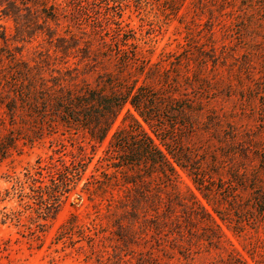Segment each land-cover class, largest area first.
Returning a JSON list of instances; mask_svg holds the SVG:
<instances>
[{"label":"trees","instance_id":"1","mask_svg":"<svg viewBox=\"0 0 264 264\" xmlns=\"http://www.w3.org/2000/svg\"><path fill=\"white\" fill-rule=\"evenodd\" d=\"M122 1L68 0L67 12L49 0H0V14L14 25L12 40L25 44L40 38L45 46L40 49L42 43L38 44L30 60L0 49V110L12 132H20L0 140V154L3 157L18 141L32 144L45 132L60 131L87 138L94 148L125 109L101 159L114 170L108 177L134 190L149 185V190L135 191L134 196L124 188L118 201L121 213L114 221L116 240L129 249L141 217V222L151 223L158 240L187 258L202 244L196 223L210 228V241L220 243L215 216L227 220L219 212L226 210L223 201L238 204L249 197L258 208L256 214L240 215L236 222L264 223V50L253 33L256 27L240 29L239 48L246 61L236 74L240 78L232 83L230 75L216 72L219 57L225 54L216 55L210 24L208 45H198L190 30L180 55L167 66L154 63L142 55L135 37L122 31ZM165 1L175 17L186 2ZM210 1L208 6H214L212 0L197 3ZM246 3L244 9L256 5L264 11L263 0ZM194 19L188 23L196 26ZM0 39L7 41L4 35ZM233 88L243 94V107L253 123L245 129L226 119L211 101ZM79 151L78 161L84 162L85 149ZM178 170L211 212L190 188L182 190ZM82 171L75 168L77 175ZM64 173L67 167L61 165L54 185L59 195L74 183ZM55 204L58 208L59 200Z\"/></svg>","mask_w":264,"mask_h":264},{"label":"rangeland","instance_id":"2","mask_svg":"<svg viewBox=\"0 0 264 264\" xmlns=\"http://www.w3.org/2000/svg\"><path fill=\"white\" fill-rule=\"evenodd\" d=\"M212 1L214 6L210 7L211 1L200 4L197 0H186L175 17L167 9L165 0H124L121 29L135 37L134 42L144 57L167 66L187 48L190 30L198 39V45H208V29L212 24L216 55L225 54V60L219 57L216 72L230 75L235 83L236 74L246 61V53L239 48L240 29L246 25L256 27L253 33L264 50V11L256 5L244 9L246 0L223 4L222 0ZM54 2L67 10L68 0H49V4ZM193 19L196 26L188 23ZM13 33L11 18L0 14V35L7 39L6 43L0 39V49L5 47L17 58L30 60L42 41L40 38L25 44L13 41ZM39 48L44 49V44ZM193 66L190 64L191 69ZM242 96L240 90L233 88L230 93L222 92L211 101L226 119L245 129L253 123L248 118L247 108L243 107ZM124 112L125 109L103 143L94 148L87 138L60 131L45 132L32 144L18 141L3 157L0 154V264H264V223L254 225L247 221L240 225L236 222L240 215L256 214L258 208L251 204L249 197L240 198L238 204L223 201L226 210L219 212L227 219L225 221L213 214L222 233L219 244L210 241L213 239L210 228L195 224L196 236L202 244L190 257L171 251L164 240H158L151 223L141 222V217L135 224L129 249L119 244L114 223L121 213L118 201L125 195L124 188L131 189V186L108 177L114 170L108 168L101 157L111 134L121 125ZM0 125V140L8 134L20 133L12 132L1 110ZM80 147L85 149L84 162L78 161ZM72 163L78 166L72 167ZM61 165L67 167L63 175L74 183L68 187V192L59 195L54 185ZM76 167L83 169L79 175ZM178 174L182 190L185 186L190 188L211 212L187 175L180 170ZM106 180H109L108 186L103 188ZM148 190L149 185H144L141 190L131 189L130 192L136 196L135 191ZM57 200L59 206L54 208ZM149 214L147 210L145 218Z\"/></svg>","mask_w":264,"mask_h":264}]
</instances>
